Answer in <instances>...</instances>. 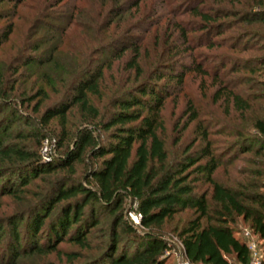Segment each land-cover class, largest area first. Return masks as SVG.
Wrapping results in <instances>:
<instances>
[{
    "label": "trees",
    "instance_id": "16d2710c",
    "mask_svg": "<svg viewBox=\"0 0 264 264\" xmlns=\"http://www.w3.org/2000/svg\"><path fill=\"white\" fill-rule=\"evenodd\" d=\"M6 1L12 2V12L23 2ZM111 1L117 7L105 13L104 17L110 18L106 28L121 16L119 0ZM3 2L0 0V4ZM189 11L201 21L197 31L202 42L210 34L218 36L228 30L229 14L223 8L207 14L198 7ZM252 16L244 20L264 23L263 13ZM3 18L0 14V21ZM12 31L11 23L0 29V47ZM126 32L124 40L116 38L101 45L110 49L112 59L128 53L126 67L139 76L140 44L126 38ZM37 45L42 44L35 43L30 48L34 55H27L17 67L0 66V200L5 198L17 205L16 213L0 221V259L6 254V264H20L23 258L56 253L61 243H69L80 250L99 251L84 264H165L174 249L165 240L168 230L192 264H247L244 239L235 233L238 221L246 224L264 253V183L251 180L228 186L216 181L214 172L219 163L211 154L205 131V144L194 155H187L195 143L191 142L178 161L166 164L159 112L169 94L168 85L159 82L166 79L180 84L185 70L142 81L114 98L109 111L101 115L89 97L98 95L107 65L82 60L65 65L61 73L58 61L52 59L55 49L52 47L43 60L40 54L35 55ZM45 66L57 74L55 81L62 95L40 113L48 95L41 87L29 95L19 90L23 78L18 74L23 69L27 77H33ZM224 68L222 65L220 70ZM41 72L38 79L42 85L58 94L51 74L44 69ZM227 95L240 114L249 108V102L242 101L237 93ZM72 108L79 115L81 127L70 132L66 126ZM27 109L30 115L24 113ZM195 118L192 113L190 121ZM52 120L57 122L56 135L49 130ZM251 130L253 139L244 130L235 132L239 152L263 157L264 118L255 119ZM47 134L55 135L54 144L60 151L50 162L43 161L39 154ZM34 182L39 189L31 192ZM199 182L207 189L198 192ZM127 201L140 215L137 228L125 219ZM105 218L109 220L104 222ZM92 240H99L98 245L91 246ZM64 257L66 264H72L78 255Z\"/></svg>",
    "mask_w": 264,
    "mask_h": 264
},
{
    "label": "rangeland",
    "instance_id": "374dc122",
    "mask_svg": "<svg viewBox=\"0 0 264 264\" xmlns=\"http://www.w3.org/2000/svg\"><path fill=\"white\" fill-rule=\"evenodd\" d=\"M114 6L117 7L111 0H64L62 3L58 0H23L12 12V2L4 0L0 4V14L4 17L0 21V29L11 23L13 31L0 47V66L3 69L17 67L27 55H34L30 48L38 42L42 45H37L39 50L35 55L40 54L43 60L52 47L55 49L52 59L59 63L61 71L59 69L58 72L62 73L65 65L82 60H91L93 65H107L98 84V95L89 97L90 103L101 115L109 111L114 98L142 81L154 80L161 73L176 75L185 70L180 84L168 83L166 79L159 82L168 85L169 94L159 112L167 166L178 161L191 142L195 143L187 155H194L205 144L202 140V131H205L211 154L219 163L214 172L216 181L228 186L251 180L264 183V151L261 152L263 157L241 154L237 146L239 139L234 135L237 130H244L249 139L255 138L251 124L257 118H264V23L244 20H249L255 13L264 14V0H119L121 16L106 28L110 18L104 15ZM193 7H198L204 14L225 9L229 14L228 30L218 36L210 34L204 42L202 38L198 40L201 34L197 30L201 21L190 13ZM103 28L106 31L100 33ZM125 31L126 38L135 39L140 44L137 60L139 76L134 69L126 67L130 57L128 53L119 59H112L110 49L101 45L116 38L124 40ZM34 32L36 34L30 37ZM210 41H214V45L208 44ZM222 65L225 68L220 70ZM43 69L57 83V74L50 73L49 66L40 68L33 77H27L23 69H19L18 74L23 78L19 82V90L29 95L35 88L41 87L48 95V100L39 108L40 113L62 95L58 83V94L42 85L38 78ZM230 92L249 102V108L243 114L231 105L227 95ZM24 113L30 115L29 109ZM192 113L196 118L190 121ZM56 124V120L49 124V130H53L55 135L58 132ZM79 127V115L72 108L66 128L72 132ZM55 135L47 134L48 139L40 144L39 154L47 141L49 152L46 162L60 153L54 144ZM50 141H53L52 145ZM255 173L260 176H255ZM35 183L30 185L29 191L39 189L34 187ZM206 187L199 182L197 191ZM130 206L127 201L125 209ZM16 211L15 203L5 198L0 200V221H5L4 218ZM183 219L180 218V223ZM108 220L105 218L103 221ZM245 230L246 224L238 221L236 236L239 237ZM6 235L7 228H4V237ZM165 235V239L178 246L168 230ZM98 243L99 240H92L91 246L95 247ZM176 246L165 264L178 263ZM57 248L56 253L23 258L20 264H66L64 254L69 253L78 255L72 264H84L99 252L93 248L80 250L69 243H61ZM1 250L0 247V254ZM0 261L6 264L7 255Z\"/></svg>",
    "mask_w": 264,
    "mask_h": 264
},
{
    "label": "built area",
    "instance_id": "2783aa9c",
    "mask_svg": "<svg viewBox=\"0 0 264 264\" xmlns=\"http://www.w3.org/2000/svg\"><path fill=\"white\" fill-rule=\"evenodd\" d=\"M46 143L47 141H45V145L40 151V156L43 161H46L48 158L47 155H48L49 150L46 147ZM50 144L52 145L53 141H50ZM134 208H135V205H131L130 208L125 211V218L132 225V227L137 228L139 226L140 215L135 212ZM242 238L244 239L247 252H248V263L247 264H262L264 253L257 239L255 238V236H253L248 230H245L242 233ZM165 240L169 245L173 247L176 246L173 241H170L168 239H165ZM177 244H178V246H176V259L178 262L177 264H192L186 260L180 244L179 243ZM164 255L168 256L169 253L165 252Z\"/></svg>",
    "mask_w": 264,
    "mask_h": 264
}]
</instances>
